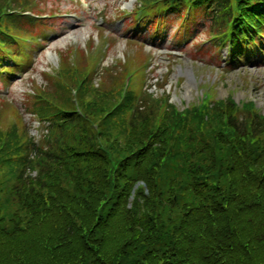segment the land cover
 <instances>
[{
	"label": "trees",
	"instance_id": "1",
	"mask_svg": "<svg viewBox=\"0 0 264 264\" xmlns=\"http://www.w3.org/2000/svg\"><path fill=\"white\" fill-rule=\"evenodd\" d=\"M174 2L139 0L135 9L150 20L188 8L213 44L233 30L239 38L257 18L264 28L256 0ZM17 8L59 9L0 0L8 71L29 65L26 39L50 21ZM92 59L68 48L27 96V111L47 123L45 147L18 109L0 102V264H264V115L254 102L212 89L179 108L135 78L122 94L133 58L97 81ZM138 181L146 188L134 189Z\"/></svg>",
	"mask_w": 264,
	"mask_h": 264
},
{
	"label": "rangeland",
	"instance_id": "2",
	"mask_svg": "<svg viewBox=\"0 0 264 264\" xmlns=\"http://www.w3.org/2000/svg\"><path fill=\"white\" fill-rule=\"evenodd\" d=\"M55 1L56 3L54 2V6H57L61 10L60 14L62 16H64L63 14H70V9H73L81 19H61V21L55 23L51 29L42 31L40 35L44 38L48 36L50 39L41 44H35V56H33L35 61L32 66L24 70L22 76L17 77L18 79L16 80L3 81L0 77V95L8 96L10 100H14L16 103H18V101L22 99V96L30 90V79L41 83L43 81L41 72L43 70H50L48 67L49 64L52 66L57 64V52L59 50H63L68 45L82 46L90 35L94 38H96L97 34L103 35L100 39H96L101 49H105L106 46L111 43V46L107 49L105 54L106 56L101 59L102 65L113 64L116 58L122 56L123 53L128 57V53L126 52L131 51L132 47L126 45V41L128 40H125L123 37L126 36L125 31H132L135 28L133 25L134 23L123 27V18L117 17L118 11L115 10L118 7L131 8L133 3L136 4L135 0H85L80 3L83 6V10L74 8L75 4L73 3L75 2H71V0ZM99 16L105 19V23L102 22V24L97 25L99 23L97 21ZM67 17H69V15ZM199 22H202V20L199 19ZM190 24V28H192V23ZM175 27L176 25L174 22L167 21L162 30H159L160 37H162L163 40L156 42L151 38L145 39L149 46L146 44L147 46H145L144 49L146 51L148 50V53L154 54L150 59L152 65L149 67V69L154 67V70L148 69V77L150 74L158 75V79H162L160 86L166 84L167 90L170 88V85L173 84L174 90L171 99L179 108H182L190 102H197L201 97V91H207L206 88L201 89L199 85H197L199 81L202 80L204 83H207L206 87H210L209 85L215 81L213 92L216 97H227L230 95L236 102L240 100H253L255 106L264 114V59L259 63L247 64L242 68L232 71H225L223 68L224 70L221 69L219 71L216 80L217 69L216 72H210L208 67L203 66L205 63L200 60L197 62L200 66H195L196 61L193 59L195 57L191 56V51L189 50L190 45L184 46L186 41L193 38V35L180 37L173 33ZM190 28L188 30H190ZM143 29L145 30L144 27ZM197 35L196 37L198 39L208 37L204 28L198 32ZM179 39L185 40L184 43L178 45L180 42ZM129 43L132 42L130 41ZM135 44L137 46L141 44V42H135ZM99 55L100 51L98 48L91 53L93 58ZM69 60L70 62L72 61L71 59ZM167 67L171 71L170 75L165 74ZM187 69L189 70L188 74H193L196 83L188 80L186 75ZM99 70L100 69H98L97 72ZM138 73L140 74L141 70H139ZM179 76L180 78L184 77V80L180 82V84H176ZM163 78L165 80L164 82ZM155 80L156 79L152 80L151 83ZM5 84H10L8 94L3 91ZM153 90L159 91L160 89L152 86L149 91ZM7 118L8 120L10 119L9 117ZM28 118L29 115H25L26 121ZM137 186L146 188L142 181L136 182L134 189ZM131 199L132 195L129 198L130 204Z\"/></svg>",
	"mask_w": 264,
	"mask_h": 264
},
{
	"label": "bare ground",
	"instance_id": "3",
	"mask_svg": "<svg viewBox=\"0 0 264 264\" xmlns=\"http://www.w3.org/2000/svg\"><path fill=\"white\" fill-rule=\"evenodd\" d=\"M186 72H187V77H188V78H191V73H189V74H188V72H189V70H188V69H187V71H186Z\"/></svg>",
	"mask_w": 264,
	"mask_h": 264
}]
</instances>
